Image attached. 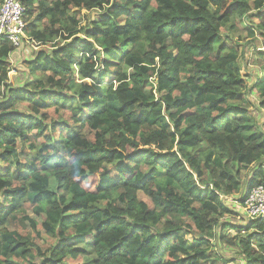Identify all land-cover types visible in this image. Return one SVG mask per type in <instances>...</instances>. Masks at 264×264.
<instances>
[{"label": "trees", "instance_id": "1", "mask_svg": "<svg viewBox=\"0 0 264 264\" xmlns=\"http://www.w3.org/2000/svg\"><path fill=\"white\" fill-rule=\"evenodd\" d=\"M20 1L40 49L15 86L0 37V264H81L82 240L92 264H264V221H222L264 186V50L252 74L234 39L264 46V0ZM28 209L49 249L9 228Z\"/></svg>", "mask_w": 264, "mask_h": 264}, {"label": "rangeland", "instance_id": "2", "mask_svg": "<svg viewBox=\"0 0 264 264\" xmlns=\"http://www.w3.org/2000/svg\"><path fill=\"white\" fill-rule=\"evenodd\" d=\"M82 16L83 17H88L90 19H93V21L97 22L100 21V18L98 17V15L96 13H91L90 14L87 11H83L82 12ZM93 17V18H92ZM235 22H239L238 20H235ZM83 24L88 23L87 22V18L82 20ZM255 23H257V21L255 20ZM242 27H246L244 24H242ZM40 28V27H39ZM248 28H245L241 31L240 33H235L234 34V39L235 41L238 43V47L239 50L241 51L242 55L244 56V60H240V66L242 67H246L248 69V71H250L252 74L254 73V68L253 66H251V60L253 57V49L255 47H259V49L264 50V46L262 43V39H260V35L257 33L256 38H250V36H248ZM233 36V35H232ZM239 36L243 37V40H238L240 38H238ZM29 37V36H28ZM26 41V40H25ZM31 44H24L23 49H16V51L14 52V54H20L19 58H14L13 62H12V72L10 73L11 75V83L14 84L16 86V83H22L23 82V75H25V73H27L26 69H25V60H28L29 58H31L30 56H32L36 50L40 49V46L37 45L36 42H34L33 40L28 41ZM13 54V55H14ZM11 61V58H10ZM242 79H244L246 81V83L248 85H250V81H252L251 79H248L247 77H245L242 74ZM22 80V81H21ZM18 87V86H17ZM150 89V88H149ZM148 89V90H149ZM2 97V95L0 94V98ZM248 100L254 101L255 97L254 96H249ZM18 110L21 112H27L28 109L26 107H24L22 104L18 105ZM252 111V110H251ZM262 116H258V123L263 124L264 120L262 119ZM21 152V151H20ZM13 160L15 161L16 158H13ZM2 165V167L5 169L6 164L4 163H0ZM107 167L112 170V167L110 165H107ZM254 166L249 168V170L247 171H242V177H243V181H247V179L249 178L251 172H253ZM50 187L55 189L56 188V182L55 180H51L50 181ZM245 188V185L244 187ZM245 194L244 192H241V195L238 196V198L236 197H228L224 199V202L227 203V205L229 206L230 209H232L233 211H235L236 213L234 215L231 216H226L222 219V221H226L228 223H232L236 226H247L250 225L251 222L245 220L242 215H239L241 212V209L238 207V203L236 204L235 201L233 199H235L237 202H240V200H242V195ZM139 198L143 201L148 200V198L141 193L139 195ZM27 217H29L30 219H33L34 221L38 222V229L37 230H33V228H31V226L29 225V222L27 221ZM45 217L42 216H37L32 210L28 209L27 213H25L24 215H22L20 217V221H14L13 224L9 227L11 230H20L21 233H24L27 237H29V241L30 243H33L34 247H39L40 249H42L43 251L46 249H49L50 247H52L53 243L55 242L54 239L48 237L46 235V233L44 231H42V229L40 228V224L42 221H44ZM26 227V229L24 230V228ZM24 230V231H23ZM37 231L41 232V236L40 238L37 237ZM229 230L226 232L228 233ZM239 234L240 232L237 230H233L230 232V234L232 236H235L236 234ZM93 245L91 241L88 240H82L79 244H77L75 246V250L77 251H81L80 257L82 258L81 260V264H92L93 260L95 259V254L93 253ZM222 253L224 255H226L227 257H234L233 255L235 254V250L233 248H230L229 246H225V245H220L217 247H214V245H212V250H211V254H215V253ZM40 255H37V262H40Z\"/></svg>", "mask_w": 264, "mask_h": 264}, {"label": "built area", "instance_id": "3", "mask_svg": "<svg viewBox=\"0 0 264 264\" xmlns=\"http://www.w3.org/2000/svg\"><path fill=\"white\" fill-rule=\"evenodd\" d=\"M25 13L26 8L20 0H0V37L11 41L16 49L31 44L28 41L32 39L26 33ZM241 198L242 206L238 204L242 207L240 215L249 222L264 221V186L252 188Z\"/></svg>", "mask_w": 264, "mask_h": 264}, {"label": "crops", "instance_id": "4", "mask_svg": "<svg viewBox=\"0 0 264 264\" xmlns=\"http://www.w3.org/2000/svg\"><path fill=\"white\" fill-rule=\"evenodd\" d=\"M37 51H38V50H36V52H37ZM13 54H14V53H13ZM13 54H12V56H11V63L13 62V59H14V58H19L21 53H20V54H19V53H18V54H14V55H13ZM33 55H34V54H33ZM33 55H32V56H33ZM32 56H30V57H32ZM25 61H26V60H25ZM23 80H24V79H23ZM21 81H22V80H21ZM22 83H24V82H22ZM22 83H16V85H20V84L23 85Z\"/></svg>", "mask_w": 264, "mask_h": 264}, {"label": "water", "instance_id": "5", "mask_svg": "<svg viewBox=\"0 0 264 264\" xmlns=\"http://www.w3.org/2000/svg\"><path fill=\"white\" fill-rule=\"evenodd\" d=\"M243 193V192H242Z\"/></svg>", "mask_w": 264, "mask_h": 264}]
</instances>
